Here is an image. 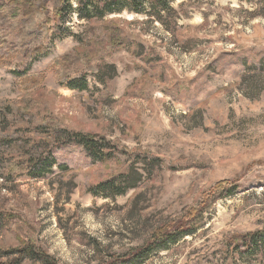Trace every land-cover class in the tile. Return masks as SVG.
<instances>
[{
  "label": "rangeland",
  "instance_id": "rangeland-1",
  "mask_svg": "<svg viewBox=\"0 0 264 264\" xmlns=\"http://www.w3.org/2000/svg\"><path fill=\"white\" fill-rule=\"evenodd\" d=\"M172 7L165 25L129 13L89 25L74 14L54 49L33 64L32 75H45L31 94L38 115L104 137L117 152L103 163L58 152L51 176L20 177L0 190V246L34 239L59 264L114 261L149 244L161 227L192 218L226 182L237 194L211 202L196 235L145 264H264V256L242 262L236 254L243 237L264 233V0H174ZM113 29L125 48L109 46ZM76 52L79 61L116 68L106 89L84 63L71 78L86 76L87 91L59 85L50 63ZM22 98L17 77L1 70L0 100ZM139 156L161 164L137 189L115 199L91 194L131 167L146 175Z\"/></svg>",
  "mask_w": 264,
  "mask_h": 264
},
{
  "label": "trees",
  "instance_id": "trees-1",
  "mask_svg": "<svg viewBox=\"0 0 264 264\" xmlns=\"http://www.w3.org/2000/svg\"><path fill=\"white\" fill-rule=\"evenodd\" d=\"M174 0H76L74 9L72 0H0V71L8 70L18 79L23 98L18 103L0 100V190L10 188L20 177L43 180L51 176L57 165V154L60 152L68 157L76 152H82L95 162H109L116 156L115 146L107 143L104 137L73 131L52 122L49 116L38 115L37 107L31 97L39 91L45 81V75L34 74L33 64L47 56L53 49L57 38L64 33L72 15L91 25L102 21L108 16L123 13L143 15L165 25L175 13L172 7ZM110 27V25L108 26ZM120 30L113 29L109 37L112 49H122L127 46V40L119 36ZM91 33L86 29L80 37L83 41ZM81 49L80 47L76 50ZM75 50V51H76ZM76 55V56H74ZM67 54L53 60L49 70L55 73L60 86H66L72 91H87V77L72 79L74 67L84 63L86 75L106 89L108 83L117 74L115 67L100 69L84 57L79 61L77 52ZM75 58V59H74ZM112 74V75H110ZM115 153V154H114ZM136 164L144 166L140 169L131 167L128 173L90 187L95 198L115 199L124 196L129 191L137 189L146 176H151L156 166L161 164L157 158L138 157ZM67 167H61L67 172ZM151 169V170H150ZM146 170V171H145ZM226 182H224L225 184ZM216 186L210 191V198L201 203L200 209L192 214L190 219H181L175 225H166L157 230L149 244L132 253L98 264H145L153 253L169 250L181 240L196 235L202 226L200 216L209 210L210 203L217 200L234 197L236 186ZM240 250L236 251L239 260H246L248 255L264 256V233L243 237ZM99 247L97 250L99 251ZM239 249V248H238ZM0 264H59L36 240L28 239L18 247L6 248L0 246Z\"/></svg>",
  "mask_w": 264,
  "mask_h": 264
}]
</instances>
